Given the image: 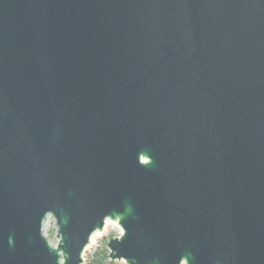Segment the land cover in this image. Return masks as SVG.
<instances>
[{
	"label": "water",
	"instance_id": "obj_1",
	"mask_svg": "<svg viewBox=\"0 0 264 264\" xmlns=\"http://www.w3.org/2000/svg\"><path fill=\"white\" fill-rule=\"evenodd\" d=\"M107 220L110 261L264 264V0H0V264Z\"/></svg>",
	"mask_w": 264,
	"mask_h": 264
},
{
	"label": "rangeland",
	"instance_id": "obj_2",
	"mask_svg": "<svg viewBox=\"0 0 264 264\" xmlns=\"http://www.w3.org/2000/svg\"><path fill=\"white\" fill-rule=\"evenodd\" d=\"M110 222L112 224L108 225V229L103 233V228V230L100 232L103 234L97 240L96 244L92 248L85 249L82 257V264H125L122 261H110V259L108 258V241L111 239L112 236L121 233L120 227L117 225V223L112 221ZM43 231L52 243V245H55V223L53 219H47V221L44 223Z\"/></svg>",
	"mask_w": 264,
	"mask_h": 264
},
{
	"label": "bare ground",
	"instance_id": "obj_3",
	"mask_svg": "<svg viewBox=\"0 0 264 264\" xmlns=\"http://www.w3.org/2000/svg\"><path fill=\"white\" fill-rule=\"evenodd\" d=\"M47 221V220H46ZM110 224H112L110 221H106L105 222V227H104V231H103V233L108 229V225H110ZM103 233H100V232H95L92 236H91V238H90V244L86 247V249H88V248H92L95 244H96V242H97V240L102 236V234ZM123 262V261H122Z\"/></svg>",
	"mask_w": 264,
	"mask_h": 264
}]
</instances>
